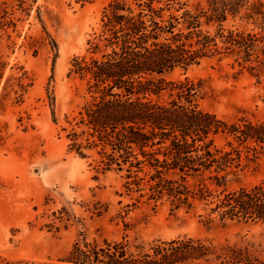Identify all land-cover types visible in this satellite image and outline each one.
<instances>
[{
  "label": "rangeland",
  "instance_id": "1",
  "mask_svg": "<svg viewBox=\"0 0 264 264\" xmlns=\"http://www.w3.org/2000/svg\"><path fill=\"white\" fill-rule=\"evenodd\" d=\"M110 1L0 0V264H61L77 242L123 241L147 251L188 238L219 248L245 245L255 264H264V224L223 226L217 216L224 194L264 186L263 160L225 187L209 180L207 186L155 184L150 165L163 166L169 158L163 149L133 147L115 155L110 167L102 163L108 160L82 122L92 103L87 82L71 71L74 59H90L88 41L99 33ZM197 4L206 0H187L192 11ZM241 16L223 27L259 32ZM166 78L201 83L200 109L224 121L264 117V81L241 70L234 57L207 58ZM131 162L127 179L117 164Z\"/></svg>",
  "mask_w": 264,
  "mask_h": 264
},
{
  "label": "trees",
  "instance_id": "2",
  "mask_svg": "<svg viewBox=\"0 0 264 264\" xmlns=\"http://www.w3.org/2000/svg\"><path fill=\"white\" fill-rule=\"evenodd\" d=\"M239 15L253 20L259 32L223 27L229 17ZM88 45L90 59H74L71 72L87 82L92 103L82 122L94 138L91 143L108 160L102 162L107 167L115 155L133 147L163 149L169 157L163 166L150 165L155 184L192 180L207 186L209 180L225 187L238 171L264 161V117L224 121L200 109L201 83L166 78L204 59L231 56L258 83L264 81V1L206 0L205 6L197 4L192 11L187 0H111L103 10L99 33ZM216 139L224 142L222 147L216 146ZM117 165V171L132 178V162L130 167ZM217 209L223 226L264 224V186L224 194ZM143 249L123 241L104 246L77 242L61 264L257 262L245 245L219 248L191 238Z\"/></svg>",
  "mask_w": 264,
  "mask_h": 264
}]
</instances>
